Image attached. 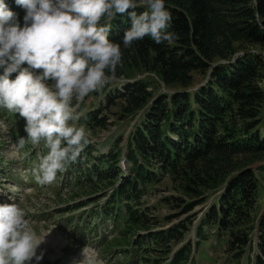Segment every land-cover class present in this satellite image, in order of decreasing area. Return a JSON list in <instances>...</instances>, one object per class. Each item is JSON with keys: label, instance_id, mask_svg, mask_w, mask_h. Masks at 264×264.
<instances>
[{"label": "trees", "instance_id": "obj_1", "mask_svg": "<svg viewBox=\"0 0 264 264\" xmlns=\"http://www.w3.org/2000/svg\"><path fill=\"white\" fill-rule=\"evenodd\" d=\"M165 6L172 17L167 29L175 36L171 44L145 37L124 46L129 13H143L147 9L142 6L100 22L110 23L109 39L121 47L117 79L128 81L108 93L106 84L104 104L81 123L94 134L108 130L112 124L106 113L117 107L119 119H129L134 127L128 138L130 175L121 171L123 138L117 137L107 155L94 159L90 142L85 146L84 157L93 169L88 180L93 182L94 175L97 189L103 183L112 190L104 213L114 219L117 210L127 214L122 246L149 241L153 247L143 248L145 254L152 250L169 257L173 245L186 240L198 216L191 213L200 207L205 211L197 247L208 239L209 229L224 239L235 259L248 254L247 264H264V207L254 216L258 177L252 168L264 155V0H165ZM18 19L23 26V18ZM80 158L73 162L77 167ZM166 179L175 194L163 204L176 212L166 221L186 217L151 232L160 224L149 209H140L142 199ZM141 232H147L145 238ZM191 253L189 241L169 264H195Z\"/></svg>", "mask_w": 264, "mask_h": 264}, {"label": "clouds", "instance_id": "obj_2", "mask_svg": "<svg viewBox=\"0 0 264 264\" xmlns=\"http://www.w3.org/2000/svg\"><path fill=\"white\" fill-rule=\"evenodd\" d=\"M25 10L18 15L0 0V107L17 113L25 123L26 139L48 149L34 170L41 186L55 182L57 174L75 162L88 144L85 129L70 124L75 115L73 98L82 101L90 92L117 79L120 44L109 39L110 22L129 13L131 26L123 35L125 47L151 37L160 44L175 38L167 31L171 14L165 0H15ZM27 64V67H22ZM39 71V74H37ZM18 73L15 79L11 76ZM49 81L52 83L50 84ZM40 241L18 203H0V264H37ZM82 264H92L87 257Z\"/></svg>", "mask_w": 264, "mask_h": 264}, {"label": "rangeland", "instance_id": "obj_3", "mask_svg": "<svg viewBox=\"0 0 264 264\" xmlns=\"http://www.w3.org/2000/svg\"><path fill=\"white\" fill-rule=\"evenodd\" d=\"M146 76V74L141 76L136 74L135 78L142 79ZM200 82L201 78L198 77L197 83ZM49 83L52 82L49 81ZM115 83H119L118 88H120L123 81L120 80V82ZM115 83L108 85L107 92L102 89L90 92L82 101L78 102L73 98L72 104L75 106V112L78 111L79 105L81 106L80 109L85 108L82 115L86 111L98 107L101 102L105 101V94L115 90L117 87ZM262 87H264V82H262ZM161 88L162 91L168 92L163 86ZM106 114L110 118L108 122L112 124L108 130L97 131L95 134L85 130L86 137L90 136L89 138L95 144L91 155L93 159L98 152L107 154L109 149L116 145L115 139L117 137L123 138L120 142V147L123 148L133 130L134 123L128 122L129 119L127 121L119 119L117 107L107 111ZM0 117L4 118L3 120L7 122L5 125L8 126V128L6 126L0 131V196H2L0 197V203H18L24 210L31 229L39 240L43 241L37 250V255L43 253V259L38 264H82V261L86 259L84 251L92 264H109L106 259H109L111 264H126L124 250L130 249V254L138 250L134 249L135 245L133 243L129 247L118 248L117 241L122 240L123 237L119 236L113 227L109 226L112 225L111 223L104 224L97 230L91 229V232L101 237L95 241L92 239V235L89 236V228L86 226L81 228L82 224L86 225L89 222V218H91L90 220L93 219L91 216L92 211L99 206V203L103 202L108 191L103 183H101V188L97 189L89 181L83 180L85 171H90L91 168L84 164L83 168L75 170L66 165V170L57 174L54 183L41 186L36 182L34 170L38 168L41 158L47 155L48 149L41 143L33 145L28 141L33 148L38 150L37 157L32 162H28L24 157L25 151L15 139L18 134L26 139L27 135L20 130L21 123L15 122L10 116L7 118L3 113H0ZM72 122L76 126V120ZM10 127L13 128V131ZM40 146L43 149H40ZM263 165L264 155L261 161L252 165L258 177L254 216L257 213L261 214L264 207V170L261 169ZM169 182L170 179H166L164 182L150 187L148 193L142 199L144 204L142 208L147 205L151 208V211L155 212L154 216L160 224L158 228L166 227L165 218L176 213L170 211L169 206L162 205L160 202L164 197L175 194L174 191L169 189ZM82 202H86L84 205L87 206L83 209L85 211H74L72 209L76 204ZM194 213L199 214L200 208L194 210L191 214ZM73 217H75V222L71 223ZM185 217L183 216L181 219ZM95 221L96 219H93V222ZM176 222L178 221L175 220L174 223ZM62 227L65 231L61 229ZM105 231L108 234L107 239L103 234ZM256 233L257 229H254L252 233L253 240H256ZM189 238H195L194 232L189 233ZM83 240H85V243ZM92 240L94 243H91ZM160 253L155 252L150 255L155 259L154 264H165L167 256ZM194 257L196 264H246L245 256L241 260L235 259L233 254L228 251L226 244L217 241L212 232L209 233V240L201 244L198 253L194 252ZM127 263L146 264L145 260L140 257V253L131 256ZM31 264H37V261L34 259Z\"/></svg>", "mask_w": 264, "mask_h": 264}, {"label": "bare ground", "instance_id": "obj_4", "mask_svg": "<svg viewBox=\"0 0 264 264\" xmlns=\"http://www.w3.org/2000/svg\"><path fill=\"white\" fill-rule=\"evenodd\" d=\"M0 197H2V196H0Z\"/></svg>", "mask_w": 264, "mask_h": 264}]
</instances>
